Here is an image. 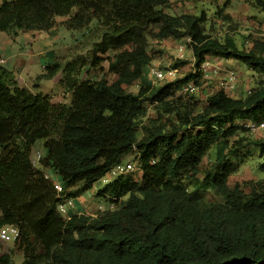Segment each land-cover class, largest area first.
Masks as SVG:
<instances>
[{"label": "trees", "instance_id": "1", "mask_svg": "<svg viewBox=\"0 0 264 264\" xmlns=\"http://www.w3.org/2000/svg\"><path fill=\"white\" fill-rule=\"evenodd\" d=\"M171 1L0 0V31L12 36L97 22L90 53L45 65L34 89L0 63V228L18 226L20 264H264V136H242L203 165L222 136L264 118V41L240 48L231 37L212 36L205 11L170 13ZM149 37H190L194 69L129 90L153 59ZM208 56L242 62L255 72V87L243 97L223 89L201 98L183 93L188 81L203 85ZM107 58L112 76L100 77ZM58 74L70 102H54L37 88ZM147 102L156 103L151 123H143ZM37 142L45 150L40 166L32 159ZM244 145L259 147L263 157V176L249 182V192L228 184L237 171L228 157ZM131 153L141 179L121 174L97 190L114 208L69 218L59 212L62 197L82 195ZM47 169L61 177L62 192ZM209 190L223 201L208 199ZM12 263V250L0 254V264Z\"/></svg>", "mask_w": 264, "mask_h": 264}, {"label": "rangeland", "instance_id": "2", "mask_svg": "<svg viewBox=\"0 0 264 264\" xmlns=\"http://www.w3.org/2000/svg\"><path fill=\"white\" fill-rule=\"evenodd\" d=\"M209 0H206L208 2ZM212 1V0H210ZM216 3H209L205 5L204 7L202 0H172L170 7L167 8L168 12L170 13H183V12H195L197 14H201L203 10L211 14V16H216L221 20V22L218 21L215 27V31L219 33L221 31L222 33H227L234 40H236L238 43V46L240 48H247V43L253 42L256 39L264 40V31L260 28H264L262 25H259V28H256L255 26L258 25V23H254L250 25L247 29L252 30L251 32H245L241 34L240 28L242 27V22L238 21V19H235L234 16H232V21L229 19L226 20L224 16L222 15L224 13L225 8L228 10H239V7L237 6V3H243V0H230L231 6H228L226 3L227 0H217ZM259 19H264V12H258ZM61 24H59L60 26ZM97 26V22L94 20L91 24H89L87 27H84L80 30H70L67 28H59L58 31V39L51 38L46 33H40L39 36H37V40L35 39V36L30 34L29 32H21V34L18 37H11V36H0V53L6 56L7 61L3 64H5L9 69H14V63L16 59V54L19 51L20 48L24 49L26 53H29L30 51L36 52L37 54L40 51H44L43 54H38L39 56L45 57V65L53 63H56L57 61H61L65 63L66 61H70L75 59L77 56H83L90 53L91 49L93 48V42L96 40L97 34L95 33V28ZM57 48V52L53 51L52 53L47 54L45 51L50 49L51 47ZM148 50L153 56L152 61L148 66L145 67L143 76L140 80H137L133 85L126 86L127 89L137 90L138 87L141 85V83L147 82L151 83L152 85H161L166 82V80H158L156 76L151 72V68L154 66L164 68L166 65L172 63L176 66V61H174L176 56V45L175 40L172 38L168 39H162L160 37L154 38L149 37V45ZM189 48H187L186 56H189L188 53ZM26 54H21V57L24 59L26 58ZM186 61H189V58L185 59ZM231 64H235L236 59H230ZM109 58L105 59L102 62V70H107L109 65ZM237 64L240 66V70L242 73L240 75L241 80L248 78L247 82L250 87L254 88V74L255 72L251 69L247 68L246 65H244L242 62L237 61ZM44 65V66H45ZM180 74L181 73H188L193 69L192 65L190 63H184L182 65H177ZM42 68V73L44 72V67ZM102 71L100 73V77H108L110 78L112 75L109 73H105ZM99 72V71H97ZM18 79L20 83L23 86H27L30 89H34L36 86V78L37 76L29 77L27 74V71L24 73L22 71L16 72ZM98 73L96 71L91 74L92 79H97ZM60 74L55 76L51 79H43L40 80L37 84L38 90L42 93L49 94L54 102H70V95L71 93L65 89L63 83L60 80ZM215 82L212 83H206L205 85H200L201 87L194 92H187V93H193L197 96L204 97L211 95L208 88H212ZM248 92V91H247ZM248 94V93H246ZM245 94V95H246ZM157 115V109H156V103H150L147 102L146 104V114L143 118V123H151V119L153 116ZM143 135V129H139L138 136L139 138ZM264 136V130L263 131H256L251 132L249 130H243L240 129L238 132L230 135L229 137H223L222 140L219 141L210 151L209 155L205 157L204 160V167L209 168V166L215 161L217 158L223 157L224 154H226L231 148V145L234 141L244 137H260ZM225 140L228 141V143H225ZM235 149V148H234ZM43 153L42 145L39 144L35 150L32 153V159L35 163V165L40 166L39 158L37 157V152ZM260 148L257 146H251V145H244L243 147H237V156L236 157H228L229 164L233 165V168H236L237 171L234 172L228 181L229 186L233 187L235 184H239L246 192L250 191V185L249 182L251 180H258L263 176V171L260 169V163L263 161V157L260 155ZM136 159V154L131 153L125 157V161H131ZM136 179H141L138 173H132ZM54 176H57L54 174ZM200 177H203V173L199 174ZM187 183L190 182L189 177L185 180ZM106 184L105 181L99 180L95 183L94 189L90 191V194L88 191L84 192V196H87L88 194V201L92 203V198L94 194V190L96 188L103 187ZM192 185V184H188ZM207 198L213 200V201H223V197L216 195L212 190H209L206 192ZM125 198L122 199L124 201ZM115 205V204H114ZM116 206V205H115ZM76 207V206H75ZM82 212L95 211V208L88 209L86 205L83 206V208L78 209ZM74 211V210H73ZM96 215V214H94ZM12 250L13 252V263L12 264H20L23 259V253L17 248L16 243L12 240L9 242H1L0 241V254L7 251Z\"/></svg>", "mask_w": 264, "mask_h": 264}, {"label": "crops", "instance_id": "3", "mask_svg": "<svg viewBox=\"0 0 264 264\" xmlns=\"http://www.w3.org/2000/svg\"><path fill=\"white\" fill-rule=\"evenodd\" d=\"M217 2H218L217 0H212V1L209 0L208 2H206V0H202L203 5H201V6L204 7L205 5H207L209 3H216L217 4ZM226 3L228 4V6H231L230 0H227ZM237 6L239 7V10H228L225 8L224 13L222 15H227V14L230 15L229 18H225L226 20L229 19L230 21H232V16H234L235 19H238V21L242 22L241 25L243 28H240V29H242L241 34L245 33V32H251L252 30L247 29V28L256 22L258 23V25L255 26L256 28H259V25H262L264 27V19H259V15H257L258 12H264V10L262 9V6L259 3V0H243V3H239V4L237 3ZM203 11H205V10H203ZM194 13H196V10ZM206 14L208 16L207 30L212 36H217V37H220L221 39H225L226 37L232 38V36H230L229 34H227L225 32L222 33L221 31H219V33H217L215 31L216 24L218 23V21L221 22V20L219 19V18H221V16H219V17H216L215 15L211 16V14H209L208 12H206ZM60 27L66 28V27H64V25H60V26L56 25L55 27H53L50 30H28L25 32H29L30 34L34 35L36 40H37V36H39L40 33H46L51 38L58 39L59 38L58 31H59ZM260 29L264 31V28H260ZM21 32H23V31H21ZM21 32L17 36H14V37H18L21 34ZM0 36H11V37H13L12 35L8 34L5 31H0ZM236 43H238V42L236 41ZM253 44H254V41L253 42L248 41L247 47L252 46ZM53 47L54 48L51 47L50 49L46 50L45 52L47 54L52 53L53 51L57 52V48H55V44ZM43 52L44 51H40L38 54H43ZM22 53L26 54L25 55L26 58L23 59L21 57ZM188 53H189V56L188 57L186 56L185 59L189 58V61H187L186 63H190L193 67L194 62H195V59H194L195 56H194L191 48H189ZM38 54L36 52H32V51H30L29 53H26V51L24 49L20 48L19 51L17 52L16 56H15L16 59H15V63H14L15 65H14L13 70H15L16 72L22 71L23 73H24V71L25 72L27 71V74L30 78L31 77L34 78L35 76H38L39 74L42 73L41 67H44L45 60H46L44 56H41V55L39 56ZM0 57L6 59V61H7L6 56L3 55L2 53H0ZM207 58L212 60L213 62L221 64L224 67H233V68L237 69L240 74L242 73V71L240 70L239 64H237L238 60L235 61V64H231L230 59H232V58H223V57H219V56H208ZM185 59L177 60V61H181V64H179V65L184 64V63H182V61H186ZM193 69H194V67H193ZM203 80H204L203 85H205L206 83H209V82L210 83L215 82V84L213 85L212 88H208L210 94L215 93L219 89L218 88L219 87L218 86L219 85L218 74H215L213 72H209V75H207V76L203 74ZM247 80H248V78L240 80L239 87H238L239 91H240V93H239L240 96H238V97L245 96V94L248 93L247 91L249 89H252V87L249 86ZM130 90H132V89H130ZM39 144H40L39 142L36 143L33 151L35 150V148ZM44 152H45V150H43V154H44ZM47 171L52 172V173L54 172L52 169H47ZM56 177L61 180L60 176L57 175ZM94 185L92 188L87 190L89 192V194H90V191L94 189ZM98 189L99 188H96L94 190L92 203H90L88 201L89 199H87L89 194L87 196H84V194H82V195L76 197V207L73 209L74 210L73 212L74 213H87V214L94 215V214H97L99 211H101L105 208H110V206L114 203L111 201L109 196H97V190ZM84 205H86L88 209L95 208V211H93V212H90V211L82 212V211L78 210L80 208H83Z\"/></svg>", "mask_w": 264, "mask_h": 264}, {"label": "built area", "instance_id": "4", "mask_svg": "<svg viewBox=\"0 0 264 264\" xmlns=\"http://www.w3.org/2000/svg\"><path fill=\"white\" fill-rule=\"evenodd\" d=\"M191 42V38L187 37L185 39L175 40L176 45V56L174 61L179 59L186 58V51L189 43ZM195 59V57H194ZM6 59L0 57V63H5ZM200 69L202 70L204 75H209V72H213L218 74L219 76V89L225 90L228 94L240 96L239 91V83H240V75L237 69L233 67H224L219 63L213 62L212 60L206 58V60L201 64ZM151 72L156 76L158 80H168V79H176L180 75L179 69L174 64L170 63L166 65V67L161 68L154 66L151 68ZM200 87L196 85L193 81H188L182 86V92H194L197 91ZM251 92V89L248 90ZM243 125L248 128L251 132H258L264 130V118L261 120H249L243 122ZM41 152H37V157L41 158ZM128 173H143V169L137 160L124 161L118 163L110 168V170L100 179L105 181L106 183L117 175L128 174ZM55 174V173H54ZM46 177L52 178L54 187L58 192H62L64 190L63 183L60 179L53 175L52 172L47 171ZM76 206V197L72 196H64L61 201L58 203L59 212L65 216L66 218L70 217L71 212ZM110 208H114V204L110 206ZM20 237V230L18 226L14 224H6L0 228V241L1 242H9L15 241Z\"/></svg>", "mask_w": 264, "mask_h": 264}]
</instances>
